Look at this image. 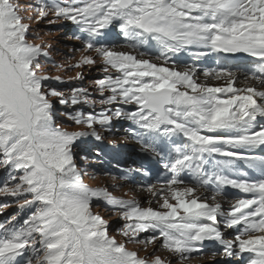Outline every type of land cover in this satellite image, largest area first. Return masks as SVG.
<instances>
[{
  "label": "snow or ice",
  "instance_id": "1",
  "mask_svg": "<svg viewBox=\"0 0 264 264\" xmlns=\"http://www.w3.org/2000/svg\"><path fill=\"white\" fill-rule=\"evenodd\" d=\"M50 15L56 19L47 20ZM41 20L70 21L83 34L75 37L81 51L96 58L82 55L74 68L99 60L104 73L117 74L94 81L99 100L85 88L65 97L47 87L46 81H64L45 71L51 45L32 42L39 36L31 25ZM113 26L132 51H115L100 39ZM150 42L161 63L133 54ZM191 49H198L191 53L196 59L246 54L253 63L245 78L256 84L238 87L232 70H205L206 78L225 81L212 85L199 81L194 66L180 71L170 64L169 54ZM52 97L63 105L89 104L92 112L61 113L86 130L58 125ZM97 104L105 107L96 112ZM114 119L129 121L125 130L163 163V186L146 188L158 207L84 182L77 141L103 139L96 126L109 131ZM257 150L264 151V0H33L27 6L0 0V169L6 173L0 196L29 210L22 221L19 214L0 220V264H174L155 251L141 256L128 248L140 244L147 251L157 240V251L176 257L175 264L202 253L206 241L229 258L249 254L247 264H264V155ZM228 188L242 195L228 198ZM93 200L119 211L124 243L109 234ZM221 225L236 229L234 239Z\"/></svg>",
  "mask_w": 264,
  "mask_h": 264
},
{
  "label": "rangeland",
  "instance_id": "2",
  "mask_svg": "<svg viewBox=\"0 0 264 264\" xmlns=\"http://www.w3.org/2000/svg\"><path fill=\"white\" fill-rule=\"evenodd\" d=\"M32 2L33 0H19L21 6H27ZM27 14L34 15V12L29 11ZM54 19L56 18L51 15L47 18V20ZM47 20H41L39 23H32L31 27L34 34H38L39 36V39H35L32 42L51 45L49 49L51 56L45 64V71L53 77H61L64 81L63 83L54 79L46 81L47 87L54 88L64 93L65 97L70 96L74 88H85L91 94L90 98L99 100L101 98L100 93L94 81L105 78L108 75L117 74L114 72L104 73L101 70L102 63L99 60L96 65L74 68L73 65L80 60L82 55H92L96 58L95 53L81 51L83 48L82 40L76 39L75 37L82 36L83 34L78 31L76 25L72 24L70 21L59 20L56 23H48ZM118 30L116 26L104 30L106 35L100 39L104 41L106 46L111 47L115 51H132L127 47V43H118L117 39L121 38L120 35L116 34ZM113 36H115L114 39L111 38ZM111 39L113 41L107 44L106 40L109 41ZM133 54L139 55L137 52H133ZM142 58L161 63L157 57L152 55L145 54ZM171 62L170 60V64ZM176 65L175 63L177 70L184 71L187 69L184 68V65ZM78 76H82L83 79H77ZM197 77L199 81L203 82L207 80V82L212 85L224 84L222 81L208 80L212 79L211 77H199V75H197ZM239 82H241V80ZM105 95H108V93H105ZM51 99L52 103L55 105V111L57 113L56 122L58 125L66 128L68 131L86 130L82 126L75 125L73 121L69 120L66 115H62L61 113H74L76 111L85 113L92 112L93 109L89 104L63 105L59 103V97H52ZM102 107L105 106L97 104L95 111L99 112ZM112 107H125L127 109L133 106L114 105ZM130 126V122L123 119H114L111 130L109 131H105L97 125V130L100 131L103 139L96 140L94 137H85L77 141V146L74 149L76 162L82 171L87 172V175L84 176V182L89 187L106 188L116 198L126 200L135 199L140 201L142 207L152 206L155 208L159 205L155 202L154 197L151 200V205H149L148 200H143L141 196L149 185L155 184L150 176L144 175L142 171H137L138 169H143L147 172V164L142 163V154H145L143 147H141L142 145L137 143L138 141L132 133L125 130ZM145 156L151 159L148 155ZM5 180L6 173L3 169H0V183H3ZM0 204L10 205L9 207L0 209V220L14 214H19L17 219L22 221L29 214L27 208L21 211L19 203L11 196H0ZM93 211L108 221L110 235L115 236L121 243L126 241V238L119 234V230L124 227L126 221L122 219L118 210L111 208L103 200H93ZM221 228L225 231L224 227ZM147 235L149 234L141 233V237ZM225 236L228 239H234L235 232L231 229ZM159 245L160 241L157 240L155 244L147 247V251H143L145 246L140 244L129 243L128 248L138 251L141 256H150L155 251L157 255H160L162 258H168L175 264L176 257L163 250L157 251ZM204 248L202 253H194L193 257L185 261L184 264H241L239 263L241 258H229L223 255L222 247L216 250L215 248L217 247H214L213 241H206ZM207 249L210 251H207Z\"/></svg>",
  "mask_w": 264,
  "mask_h": 264
},
{
  "label": "bare ground",
  "instance_id": "3",
  "mask_svg": "<svg viewBox=\"0 0 264 264\" xmlns=\"http://www.w3.org/2000/svg\"><path fill=\"white\" fill-rule=\"evenodd\" d=\"M236 75H238V74H236ZM223 83H225V81H223V80H221ZM256 84V82L255 81H252V80H246V81H241V82H239L238 81V83H237V86L238 87H244V86H247V85H255ZM206 194H208V193H206ZM141 196H142V199L144 200V199H147L148 200V203H149V201H151L152 200V196L147 192V191H145L144 193H142L141 194ZM218 200H220V202L223 204V206L224 207H227V205H225V203H224V201L223 200H221V199H218ZM211 202V201H210ZM225 231V234H227L228 233V230H230V229H224ZM231 233V232H230ZM213 243H214V245H216V247H217V249H221V246L217 243V242H215V241H213ZM205 249V248H204ZM204 249H203V251H204ZM207 251H210L209 249H207ZM214 252V251H213ZM211 253V252H210ZM239 263H241V260H239Z\"/></svg>",
  "mask_w": 264,
  "mask_h": 264
}]
</instances>
